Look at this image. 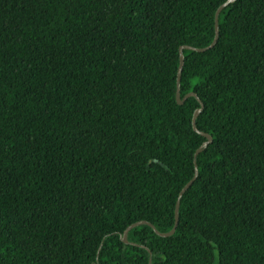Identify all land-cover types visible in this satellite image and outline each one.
Listing matches in <instances>:
<instances>
[{
	"label": "trees",
	"instance_id": "trees-1",
	"mask_svg": "<svg viewBox=\"0 0 264 264\" xmlns=\"http://www.w3.org/2000/svg\"><path fill=\"white\" fill-rule=\"evenodd\" d=\"M0 0V264H264V0Z\"/></svg>",
	"mask_w": 264,
	"mask_h": 264
},
{
	"label": "water",
	"instance_id": "water-1",
	"mask_svg": "<svg viewBox=\"0 0 264 264\" xmlns=\"http://www.w3.org/2000/svg\"><path fill=\"white\" fill-rule=\"evenodd\" d=\"M235 0H229L228 2H226L224 5H222L217 13H216V36H215V39L213 41V43L207 47V48H203V49H198V48H194L192 46H182L180 48V68H179V74H178V90H177V100H178V103L180 105L184 104V102L186 101V99L188 97H196L200 104H201V107L198 108L196 111H195V114H194V118H193V126H194V129L195 131L199 132L200 134H202L203 136H205L207 138V141L202 145V147H200L195 155V163H196V174L194 176V178L182 189V191L180 192V195H179V199H178V202H177V207H176V224L174 226V228L168 232V233H161L155 225H153L152 223L150 222H147V221H139V222H136L132 225H130L126 231L124 232L123 236H122V240L127 243V244H130V241H129V233L131 230H133L134 228L136 227H139L141 225H149L151 226L154 231L162 236V237H169V236H172L175 234L176 230H177V227H178V224H179V220H180V206H181V200H182V197L184 196V194L192 187V185L194 184V182L196 181L197 177H198V174H199V171H198V165H197V157L198 155L203 152L212 142H213V137L205 132H201L198 127H197V119L198 117L200 116V114L202 113L203 109H204V103L202 102V100L198 97V95L196 93H190L188 96H186L184 99L181 97V81H182V74H183V69H184V65H185V54H184V51L185 50H192V51H198V52H205L209 49H212L216 46V44L218 43L219 41V38H220V21H219V17H220V14L221 12L228 6L230 5L232 2H234ZM151 253V258H150V264H152V252Z\"/></svg>",
	"mask_w": 264,
	"mask_h": 264
}]
</instances>
